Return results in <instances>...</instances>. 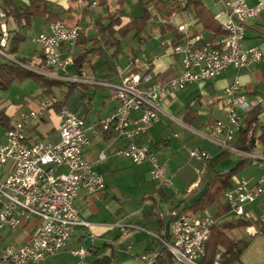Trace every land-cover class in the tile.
Wrapping results in <instances>:
<instances>
[{
	"label": "built area",
	"instance_id": "built-area-1",
	"mask_svg": "<svg viewBox=\"0 0 264 264\" xmlns=\"http://www.w3.org/2000/svg\"><path fill=\"white\" fill-rule=\"evenodd\" d=\"M68 1L81 12L98 6L97 0ZM174 2L183 10L190 0ZM262 13L264 0H257L254 6H249L245 0H225L224 20L221 22L224 36L206 41L201 35H195L176 44L173 51L181 56V72L164 82L155 80L147 66L140 72L124 76L116 84L92 81L85 71L69 75L67 70L73 64L72 55L83 32L79 23L54 21L48 24L46 32L32 38V42L40 48L41 59L47 69L46 72L34 71L37 75L58 82L107 87L117 106L92 125H86L83 119L61 107L56 112L60 138L57 143H28L26 137L28 128L42 121L60 103V99L53 94L42 98L36 109L21 113L16 121L4 127L0 165L11 162L12 169L0 178V232L5 227L15 229L27 223L32 226L24 232L26 242L22 246H0V264H42L49 257L61 253L78 227L84 229L91 243L94 241L90 232L91 223L79 216L74 201L81 190L92 196L105 189L103 177L84 155L92 138L100 133H110L123 142L115 156L134 164L148 161L151 165L150 180L163 189L171 188L172 182L165 168L149 146L139 143V139L161 118L173 120L162 108L164 101L191 85L211 81L230 68L242 71L264 63V52L259 47L243 49L241 46L248 22ZM215 18L219 19L220 15ZM8 20L7 13L0 7V55L14 65L26 68L9 53L11 33ZM178 31L184 32V28L179 27ZM62 47L67 48L65 53ZM255 105L247 99L243 85L235 79L225 89L219 103L225 120H216L206 137L210 143L248 159L252 166L263 171L256 183L244 178L235 179L232 187L223 193L229 213L252 223L246 228L250 235L257 233L254 225L264 226V155L234 149L231 143ZM216 135H222L223 141H215L213 138ZM104 158L101 152L99 160ZM188 158L207 161L212 156L201 148H194L188 151ZM253 207L258 209L256 214ZM158 215L161 219H169L168 234L155 238L172 259L178 264H201L215 225L214 218L209 214L189 216L175 209ZM116 227L125 233L126 227ZM71 254L85 262L92 255V246L79 247ZM212 264H222L221 253L215 254Z\"/></svg>",
	"mask_w": 264,
	"mask_h": 264
},
{
	"label": "crops",
	"instance_id": "crops-1",
	"mask_svg": "<svg viewBox=\"0 0 264 264\" xmlns=\"http://www.w3.org/2000/svg\"><path fill=\"white\" fill-rule=\"evenodd\" d=\"M46 1L57 7H61L63 10H68L67 13L72 10V4L68 0ZM97 1L98 6H106L109 0ZM124 1L125 0L122 2ZM136 1L133 4H135ZM155 1L156 5L151 4L149 6L150 20L146 25L149 28L153 25H157V34L148 36L147 39L159 40L160 48L158 54L151 56V58H146L143 54H140L139 56L137 53L132 51V54L127 58L128 64H126L123 68H119L117 65L113 68L109 67L110 69L107 72V75L110 76L109 79L98 81L95 78V69L97 68V65H94L98 59V55L97 53H92L87 56L86 61L88 63H85L90 66L89 70H85L83 67L81 69V71L86 72L89 79L92 81L116 84L119 83L124 76L132 72H140L147 66L155 80L164 82L177 76L181 72V56L173 51V47L176 44L182 43L185 39L195 35H201L206 41H214L224 36L221 22L224 20L223 12L225 0H193L185 10H177V6H173L175 4L174 0ZM245 1L249 6H254L257 2V0ZM196 2L200 3L201 9L203 10L198 15L196 13L197 9L195 8ZM118 8L119 3L117 0L116 7L112 13L98 15L95 18L92 22L94 29L97 19H104L107 16L114 14L118 11ZM121 9L124 12L123 6H121ZM90 11H80L81 20L85 17V14ZM216 15H220V18L216 19ZM69 17L70 16H66L65 18L69 19ZM8 21L10 23L9 25L7 24V26L9 31H12V38L16 27L13 22L10 20ZM128 21L129 19L127 15L122 17L123 24ZM74 23H80L79 19L74 21ZM46 26L48 27V24H46ZM179 27H183L184 32L178 31ZM81 36L82 39H85L86 41V49H95L92 47L91 42H89V40L94 38L95 35L90 39H86L85 33L82 32ZM88 45H90V47ZM241 46L243 49L257 46L264 52V13L260 14V16L256 19H252L248 22ZM61 50L65 53L67 48L62 47ZM82 50L83 49L81 47L76 45L75 51L72 55L73 64L67 70L69 75H73V72H75V74L78 73L75 69L74 59ZM110 54L111 51L108 53V57ZM112 61L111 63H113ZM32 62V67H28L24 62L22 63L25 65V69L30 70L33 73H35L34 71H47L41 59L39 46L36 51V57L32 60ZM103 62L104 60H101L100 64ZM71 69H73L72 73ZM235 79H238V81L243 85L247 99L256 103L255 107H258L259 109V125L264 127V63L242 71H236L230 68L211 81L191 85L182 93L164 101L162 103V108L164 112L173 119L170 108H172L173 104L178 99H183L184 105L182 111L180 112L182 123L188 127L194 126L198 129H203L205 131L204 133L196 132V135L206 140L214 122L216 120H225V116L219 108V103L225 89L230 86ZM81 87V93H76L69 101L66 100L62 107L83 119L86 125L94 124L99 119L106 117L116 108L117 102L112 98L110 90L107 87L95 84H81ZM96 88L103 90V94L98 98L96 96ZM49 95H45L42 90L33 102L34 104H27L26 108L23 107L24 102L21 104H11L10 106L3 105L0 107V111H2L4 116L8 118L10 125L18 119L21 113L30 109H36L39 101ZM62 97L59 98L60 101L62 100ZM204 98H207V102L202 105V99ZM185 99L186 104L190 99H195L198 101L199 105H202V108L198 111L191 106L194 113L190 116L193 118L195 116L198 117L197 120L192 121L193 123L191 125L187 124L183 120L186 107ZM94 101H97V105L93 109L92 102ZM213 105L214 107H212ZM57 110L58 109L55 108L53 111L48 112L42 121L35 123L28 128L26 132L28 143H34L36 141L57 143L60 140L57 128L59 122L56 114ZM152 128L153 126L148 130L145 136L139 139L138 142L148 145L150 150L155 153L160 146H169L170 143L168 140H157V142L152 141L149 137V133ZM3 131L4 126L1 125L0 142L3 141ZM257 134H259V131ZM213 139L217 142H221L223 141V136L216 135ZM235 140L236 137L231 143V147L234 149H236L234 146ZM210 144L211 147L209 149H201L211 154V161L218 160L213 172L225 173L232 169L233 167L227 171L219 169L221 164L230 160L232 154L235 155L237 163L243 159L232 151L223 150L215 144ZM122 146L123 142L116 140L114 135L110 133H100L96 137L92 138L91 144L84 150V155L85 158L94 165L96 171L103 177L105 174L102 173V170L104 171L108 169V163H112L115 158H119L115 156L114 153ZM194 148H181L182 154L179 153L178 155H176V152L171 155H161V159L158 161L165 168V173L168 177H170L171 182L173 179H176L175 186L172 184L171 188H161V190H159V184L149 180V182L146 183V187L142 188V196H140V198H138L133 205L125 204L124 206H119L117 203H114L113 201H115V197L108 194L106 182L105 189L96 195L90 196L83 190L79 191L75 198L74 205L79 213V216L91 223L90 232L94 235V241L91 243L84 229L78 227L73 232L69 243L61 251V253L57 256L49 257L42 264H82L83 262L73 257L71 252L79 247L89 248L90 246H92V255L88 258V260L94 257L108 256L110 258V264H154L156 257L161 255L164 248L155 236H166L168 234L169 224V219L167 217H164L163 219L159 218L158 213H165L173 209L179 212H190V206L204 194L209 186L208 181L204 180L199 189L192 191V189L197 186L202 176L206 173L205 161H194L188 158V151ZM256 149H259V151L256 152ZM101 152H103L105 156L103 160H99ZM252 153L264 155V146L257 144ZM163 158L167 160V163L168 161L172 162L171 165L167 166V164H163ZM169 167L174 169L171 170ZM256 168L258 171L256 175L250 173V176L247 178L242 176L239 178L248 179L252 183H256L263 172L262 169L258 167ZM11 169V162L0 165V178H4L11 171ZM171 171L173 174H170ZM237 175L230 180L232 185L234 184V180ZM193 178H195V180L191 183L190 181ZM142 184L144 185V183ZM152 201L154 202L153 214L147 217L145 216L144 211L145 208L152 203ZM217 204L225 205L223 195L217 203H214L205 210L199 211L195 214L190 212V215L194 217H200L204 214L210 215L209 210L214 207L215 211L210 216L214 218L216 226L229 221L240 220L229 212L219 214ZM253 211L256 214L258 209L253 207ZM251 224L252 223L249 222V225ZM116 225L126 227L125 233L116 227ZM31 226V223H27L23 227L15 229H9L7 227L3 228L0 232V246H22L26 242L24 232L28 231ZM129 226H133L134 228H127ZM248 226L239 227L230 231L235 239L246 243V248L241 253L239 262L236 264H264V250L262 249V247L264 248V226L259 227L258 225H254V228L257 231L254 235H250L246 232V228ZM247 237L252 238V240L247 241ZM222 251V248H218L216 253H222ZM204 259L205 257L202 259L201 264H205L206 260ZM172 264H174V260Z\"/></svg>",
	"mask_w": 264,
	"mask_h": 264
},
{
	"label": "trees",
	"instance_id": "trees-1",
	"mask_svg": "<svg viewBox=\"0 0 264 264\" xmlns=\"http://www.w3.org/2000/svg\"><path fill=\"white\" fill-rule=\"evenodd\" d=\"M123 0H118L119 8L114 14L107 16L104 19H97L95 23V36L90 39L92 47L95 49H86L85 48V39L80 37V40L77 42V46L81 47L83 50L77 54L74 59L75 69L80 73L83 65L88 63L86 61L87 56L92 53H97L98 59L94 65L100 64L101 60H104L103 63H108L109 59H114L115 56L121 51V38H125L129 34H133V38H138L142 43L143 38L140 37V33L150 20V10L149 6L151 4L156 5L155 0H137L133 5L130 14L127 16L129 21L125 24L122 23V17L125 16L121 6ZM193 0H190V3ZM188 5V6H189ZM52 3L46 0H30L28 4L19 6L14 0H0V7L5 10L9 18H12L15 23V31L11 38L10 43V52L14 53L17 48V44L24 38L20 34L21 29L31 26V23L34 18H42L45 24H49L54 21L64 20L60 17L58 12H54ZM173 6H177L174 4ZM58 11L62 14L68 12V10H63L61 7L55 6ZM178 8V7H177ZM195 8L197 9V15L200 14L203 10L201 9L200 3H195ZM181 10V9H177ZM185 10V9H183ZM12 33V31H10ZM85 41V42H84ZM111 51V54L108 57V53ZM25 79H32L42 90L45 95H49L52 92L53 86H61L62 82L48 79L44 76L37 75L30 70H27L23 67L16 66L14 64H1L0 65V92L7 90L11 84L15 81H22ZM68 85L67 92L64 93L62 100L55 107L59 109L63 106L67 98L72 94L76 89H81V85L70 84ZM195 99H190L185 107V112L183 120L187 124H192L193 120H197L198 117L194 118L190 115L194 113V110L191 109L192 103ZM259 109L258 107L253 108L243 120L242 127L238 134L236 135V140L234 146L237 150L252 153L256 148L257 144L264 146V127L259 125L258 121ZM190 117V118H189ZM0 122L4 127L9 126L8 118L4 116V113L0 111ZM259 131V134L257 132ZM226 157V156H224ZM217 161L207 160L206 163V173L200 179L196 187L192 191H196L199 187L202 186L204 180L208 181V187L203 195L198 198L190 206V212L195 214L199 211H203L209 206L220 199L224 191L231 188L232 184L230 180L239 173V171L249 162L248 159L243 158L239 163H237L232 169L223 173V172H213V169L216 166ZM193 178L190 182H194ZM153 182V181H152ZM161 190V187H159ZM219 208V214H225L229 212V209L226 205L217 204ZM154 202L145 208V216L153 214ZM183 214L186 211L181 212ZM192 216V215H190ZM249 225V222L246 220H237L229 221L221 225H214L211 229L209 239L206 243V255L205 264H212L214 256L218 248H222V264H236L239 262V257L241 253L246 248V243L241 240L235 239L230 233L231 230L246 227ZM110 258L108 256L94 257L92 259H87L82 264H110ZM173 259L170 253L163 248L161 255L157 256L154 264H172Z\"/></svg>",
	"mask_w": 264,
	"mask_h": 264
},
{
	"label": "rangeland",
	"instance_id": "rangeland-1",
	"mask_svg": "<svg viewBox=\"0 0 264 264\" xmlns=\"http://www.w3.org/2000/svg\"><path fill=\"white\" fill-rule=\"evenodd\" d=\"M30 0H14V2L23 6L26 5ZM117 0H109L106 6L99 5L94 8L92 11L85 14V17L81 20L80 9L76 8L72 5V10L69 13L62 14L58 9L54 6L52 10L54 12H58L60 17L63 18L67 22H74L79 19L80 26L85 33L86 39H90L95 35V29L93 27L92 22L98 15H104L107 13H112L114 8L116 7ZM136 0H125L122 4L124 9V14L129 15L131 9L133 7V3ZM69 17V19L65 17ZM11 22L15 25L12 18H9ZM92 20V21H91ZM8 21V25H9ZM157 25H153L149 28L147 25L143 28L140 33V37L144 40L142 43L138 38H133V34H129L125 38H121V51L115 56L114 59H109L108 63H102L97 65L96 71V80H107L109 79V75H107L109 67H114L117 65L119 68H123L126 64H128V57L132 54V51L137 53L139 56L143 54L146 58L157 55L159 52L160 44L159 40L156 39H147L148 36L157 34ZM47 26L42 18L36 17L33 19L31 26L27 28H23L20 31V34L24 36V38L17 44L16 51L14 53L10 52L9 45V53L16 60H20L28 67L33 66L32 60L36 57V51L38 49V45L32 42V38L37 37L40 33L46 32ZM11 43V40H10ZM90 47V45H88ZM113 60V61H112ZM111 61L113 63H111ZM1 64H12L9 59L0 55V65ZM85 70H89L90 66L85 64L83 66ZM73 69H71V73ZM105 73V74H104ZM72 74H75L73 72ZM68 85L62 82L61 86H53L52 92L50 94L55 95L57 98L64 96V93L67 92ZM97 90V98L100 97L103 93V90L100 88H96ZM42 89L32 80L25 79L22 81H15L11 84V86L5 90L0 92V107L10 106L11 104H21L24 102L23 107L26 108L27 104H34L33 102L36 100V97L41 93ZM76 93H81V89H76L72 92V94L67 98L69 101ZM175 97V96H174ZM207 102V98L202 99L203 103ZM186 104V99H185ZM193 107L198 111L202 108V105H199L198 101H194L192 103ZM97 105V101L92 102V108L94 109ZM184 100L178 99L170 108L171 115L173 116V120H167V118H161L160 122L153 125L149 133V137L152 141L157 142V140L163 141L168 140L169 146H160L157 151H155V156L160 161L161 155H171L176 152V155L179 153L182 154L181 148H206L209 149L211 144L206 140L198 137L196 132L204 133L203 129H198L197 127L191 126L188 127L182 123V117L180 112L183 109ZM214 107V105L212 106ZM259 149H256L258 152ZM164 159V158H163ZM167 160L164 159L163 164H167V166L171 165L172 162L168 163ZM237 164L235 155L232 154L229 161L220 165L219 169L223 171L229 170L231 167H234ZM108 169L102 170L104 180L107 184L108 194L115 197L114 203H117L119 206H124L125 204L133 205L135 201L142 196L143 189L146 187V183L150 180V164L146 161L140 164H134L127 159H122L121 157L115 158L112 163H108ZM169 169H174L169 167ZM257 168L250 164V161L239 171L236 179L239 177L247 178L250 176V173L256 175L258 171ZM170 174H173L171 171ZM144 183V185L142 184ZM176 179L172 180V184L175 186ZM215 211V208H211L209 210L210 215ZM186 215L190 216V212H186ZM252 238L247 237V241H251ZM264 250V248L262 247ZM174 264H178L174 261Z\"/></svg>",
	"mask_w": 264,
	"mask_h": 264
}]
</instances>
